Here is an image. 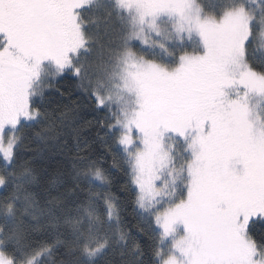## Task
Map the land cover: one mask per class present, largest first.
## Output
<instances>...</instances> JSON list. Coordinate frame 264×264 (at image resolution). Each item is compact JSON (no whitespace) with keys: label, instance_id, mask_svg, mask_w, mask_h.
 Instances as JSON below:
<instances>
[{"label":"snow or ice","instance_id":"snow-or-ice-1","mask_svg":"<svg viewBox=\"0 0 264 264\" xmlns=\"http://www.w3.org/2000/svg\"><path fill=\"white\" fill-rule=\"evenodd\" d=\"M0 264H264V0H0Z\"/></svg>","mask_w":264,"mask_h":264},{"label":"trees","instance_id":"trees-1","mask_svg":"<svg viewBox=\"0 0 264 264\" xmlns=\"http://www.w3.org/2000/svg\"><path fill=\"white\" fill-rule=\"evenodd\" d=\"M60 87L64 88V87H68V85L62 83V84L60 85ZM88 118H91V117H88Z\"/></svg>","mask_w":264,"mask_h":264}]
</instances>
